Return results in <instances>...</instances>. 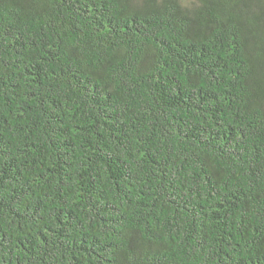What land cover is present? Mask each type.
<instances>
[{"label":"trees","instance_id":"1","mask_svg":"<svg viewBox=\"0 0 264 264\" xmlns=\"http://www.w3.org/2000/svg\"><path fill=\"white\" fill-rule=\"evenodd\" d=\"M0 264H264V0H0Z\"/></svg>","mask_w":264,"mask_h":264}]
</instances>
